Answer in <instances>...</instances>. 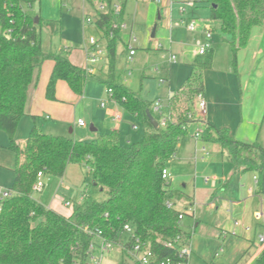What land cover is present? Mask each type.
Listing matches in <instances>:
<instances>
[{
	"label": "trees",
	"instance_id": "trees-1",
	"mask_svg": "<svg viewBox=\"0 0 264 264\" xmlns=\"http://www.w3.org/2000/svg\"><path fill=\"white\" fill-rule=\"evenodd\" d=\"M101 1L109 7L107 12L96 10L95 20L100 37L107 39L109 69L104 82L112 89L113 99L140 121L142 138L124 143L121 131L113 129L95 139H75L45 133L34 125L21 148L15 134L26 114L29 87L45 60L54 61L46 91L50 99L55 98L59 80L83 94L93 73L72 62L65 53L43 48L41 18L36 23L31 13L40 0H0V130L7 132L8 149L16 154L15 180L7 188L10 195L0 201V264H74L77 260L84 264L90 246L96 243L97 230L114 245L121 244L125 225L150 246L156 254L153 264H158L167 258L178 259L180 244L170 247L166 241H173L179 234L188 238L180 225L179 214L183 212L167 204L184 195L170 188L162 171L176 156L179 142L195 121L189 116L195 113L197 96L205 94L202 73L212 66V48L195 62L187 82L169 99L164 110L169 119L162 126L151 102L116 80V49L122 30L114 29L113 24L123 22L122 11L115 14L112 0ZM202 1L210 5V17L221 32L230 37L236 67L238 52L247 46L253 29L264 27V0ZM147 110L157 120V127ZM202 138L219 143L243 171H254L257 191L264 194V146L237 140L229 128L213 129L209 123ZM72 163L86 167V178L90 176V184L99 186L105 197L77 206L65 216L35 199L32 191L39 171L62 177ZM131 244L129 238L126 246ZM119 264H126L125 259ZM253 264H264V250Z\"/></svg>",
	"mask_w": 264,
	"mask_h": 264
},
{
	"label": "crops",
	"instance_id": "crops-1",
	"mask_svg": "<svg viewBox=\"0 0 264 264\" xmlns=\"http://www.w3.org/2000/svg\"><path fill=\"white\" fill-rule=\"evenodd\" d=\"M186 1L162 0L157 3L155 0H112L122 5V19L127 25L121 32L116 53L121 43L119 51L125 54L126 60L134 56L133 62L142 69L148 87L138 94L151 102L156 114L155 101L161 99L167 105L171 96L184 86L195 70L194 64L200 56L196 51L197 42L205 38V25L213 29L211 48L215 58L219 51L217 43L214 44L219 25L210 17V5L201 0L188 5ZM97 3L98 0H40L35 4L31 13L41 18L42 41L43 34L49 38V48L44 46V41L43 48L55 53L63 52L72 62L81 66L85 55L77 48H84L88 43L85 38L88 24H85L84 17H96ZM193 18L202 22L198 21L195 32L187 29L188 21ZM132 35L136 37L135 42L130 40ZM132 49H135V53L131 52ZM171 54L177 56L175 62L171 61ZM152 62L155 67H151L146 76V67ZM53 67L52 59L45 60L29 87L26 114L20 120L15 134V140L21 148L25 147L34 125L45 133L75 139H95L113 129H123L124 112L127 111L109 94L108 99L100 102L101 108L105 109L103 119L91 117L90 120L96 123L90 125L87 119L65 104L64 97L77 100L84 94L75 93L70 86L67 88L65 80L57 82L55 98H48L47 84ZM233 69L222 72L211 66L203 70L204 93L208 101L207 123L213 129L229 128L237 140L259 142L257 129L259 126L264 127V27L253 29L247 46L238 52L237 65H233ZM127 70L128 73L132 72L130 68ZM98 71L104 75V79L107 78L108 69L103 67ZM161 78L165 82L161 83ZM90 87L96 88V83H91ZM102 102H105L104 106ZM116 112L121 115L119 121L113 119ZM127 113L137 119L134 114ZM79 119L85 120L86 124L79 125ZM65 125L70 127V134L64 133ZM132 129H138V125L134 123ZM9 142L7 132L0 130V198L3 190L13 185L16 175V154L8 149ZM179 145L174 158L179 157L182 171L176 173L168 165L166 167L172 174L170 188L184 195L178 202L175 199L173 204L184 214L180 225L192 247L188 264H253L264 250V242L260 241V236L264 235V194L257 191L256 173L243 171L242 167L236 166L219 143L206 141L202 137L195 138L194 147L190 151L184 150L182 154ZM71 165H68L62 178L68 174ZM85 182L86 178L82 184ZM80 192L79 202L71 197L57 196V200L49 204L42 203L69 216L77 206H82V201L87 197L82 189ZM68 200L72 201L71 206L65 204ZM188 215L191 217L187 218ZM122 240L119 260L111 262L107 259L104 263L106 252L101 264H119L123 259L126 264H130L126 259L129 253L124 246L127 240ZM95 241L93 253L98 257L101 255V238L97 237ZM84 264L96 262L90 255ZM131 264H135V261Z\"/></svg>",
	"mask_w": 264,
	"mask_h": 264
},
{
	"label": "rangeland",
	"instance_id": "rangeland-1",
	"mask_svg": "<svg viewBox=\"0 0 264 264\" xmlns=\"http://www.w3.org/2000/svg\"><path fill=\"white\" fill-rule=\"evenodd\" d=\"M201 2H203L201 0ZM202 18V17H200ZM198 21L202 23L199 19ZM197 21V22H198ZM90 36H94L97 39H99V48L107 49V39L100 37V33L97 31L95 28L94 24H90L87 26L86 29V40L89 39ZM43 41H44V46L48 49V43H49V38L47 37V34H43ZM217 43L218 45V53L215 58V53H214V58L212 62L213 68L219 69L222 72H230L233 69L232 65V48L231 44L229 43L228 36L223 34L221 30H217L214 35V44ZM134 44V43H133ZM158 46V45H157ZM154 48H156L154 46ZM121 49V43L118 45V53H116V59H115V72H116V80L118 82L124 83L128 87H130L132 90H134L137 93H143V91H146L147 83L145 81L146 77L143 76L142 69L140 67H137L136 64L133 62V58H129V61L126 60L125 54H122L119 50ZM77 50L82 51L81 54L85 55L84 56V68H86V51L85 47L84 48H77ZM135 53V49H132L131 52ZM197 51V47H196ZM133 53V55H134ZM205 55H200L198 57V60L203 59ZM180 58H178L179 60ZM81 63V67L83 65ZM128 66V67H127ZM105 67V69H109L108 64L105 63L104 59L101 60L98 64L95 65V72L93 75H91L85 85L84 89V94L82 97L78 98L77 100H71L68 98H65V104L68 106L72 107V110L77 113L78 115L84 117L89 121L90 123H96L94 120H90L91 117L95 120H102L104 116V110L100 106V102L102 99H108L109 98V93H108V84L104 82V75L98 71V69H101ZM151 67H155V64L152 62V64H148L146 67V76L149 75L150 70L152 69ZM127 68L131 69V73H128ZM105 72V71H104ZM154 76V75H150ZM126 81L128 83L126 84ZM91 83H96V88H91L90 85ZM66 87L68 88V83L65 82ZM40 86V85H38ZM70 88V87H69ZM43 119V117H40ZM191 122L189 125L188 133L186 136L185 140H182L179 145V151L181 150V153L185 151H190L192 147H194L195 144V138H194V133L196 129L198 128V123L196 121ZM136 123L138 125V129L134 130L132 129V125ZM123 129L121 130L122 134V141L124 143L128 141H137L140 140L143 136L144 133V128L141 125L140 121L138 119H133L127 112H124V122L122 125ZM89 128V126L87 127ZM258 132V143H260L262 146H264V127L259 126L257 129ZM64 133L65 134H70V127H67L66 125L64 126ZM194 151V150H193ZM194 154V152H193ZM177 158V157H176ZM174 158L170 162L167 163L168 167L171 168L173 172L179 173L182 171L181 165L179 164L178 158L176 160ZM86 167L84 165L72 163L70 169H68V174L66 176L59 177L53 174H45L43 177V182H44V187L42 190L37 191L34 190L32 191V195L35 199L45 203L49 204L52 200H57V196H62V197H71L77 200L79 202V198L81 195L80 190L87 194V197L84 201H82V207L85 206L86 204L92 202L93 200L96 199H102L105 196L103 193L100 191L99 187H96L92 184V178L89 176L86 178ZM86 178V182L84 184L83 180ZM180 199L177 200V202ZM191 216L188 215L187 218H190ZM129 237V234L127 232H123L122 239L127 240ZM121 244H115L111 248V253L107 252L106 255L104 256V263L107 259H110L111 262L112 260L118 261L122 248ZM126 259L128 263H133V260L130 258V255H126Z\"/></svg>",
	"mask_w": 264,
	"mask_h": 264
},
{
	"label": "built area",
	"instance_id": "built-area-1",
	"mask_svg": "<svg viewBox=\"0 0 264 264\" xmlns=\"http://www.w3.org/2000/svg\"><path fill=\"white\" fill-rule=\"evenodd\" d=\"M157 3H161L162 0H155ZM195 2V0H187L186 4L188 5H193ZM97 11L100 12H107L109 10L108 4L104 1L99 0V2L97 3ZM111 8L113 9L115 14H120L122 11V5L120 3H111ZM95 20L96 17H93V15H86L84 17V22L85 24H95ZM198 22L196 19H190L187 23V29L191 32H195L198 29ZM127 27L125 22H121V23H114L113 24V28L114 29H118L120 28L121 30L125 29ZM0 29H1V25H0ZM204 34H205V38L203 40H199L197 42V54L198 55H205L208 51L209 48L212 47V38H213V29L211 26L205 25L204 26ZM110 36H113V32H111ZM131 42H135L136 41V37L134 35L131 36L130 38ZM99 39H97L94 36H90L88 39V43L85 46V51H86V70L90 73H94L95 71V65L98 64L101 60L104 59L105 63H107V49H103V48H99L98 43ZM161 45H159L160 47ZM131 58V57H130ZM177 56L175 54H171V61L175 62L176 61ZM161 83L165 82V80L163 78H161ZM108 93L110 95V97L113 99L112 94L113 91L111 88H108ZM155 108L157 113L160 114V124L162 126H165L167 121H168V117L166 116L164 110L166 108V105L164 104V102H162L161 99H158L155 101ZM102 106L105 105V102L101 103ZM207 111H208V101L207 98L205 97V94H199L196 98V107H195V113L194 114H190V118L193 119H197V123H198V128L196 129L195 133H194V137L196 139H200L203 135L204 132V128H205V124L207 123L206 120V115H207ZM113 119L115 121H119L121 119V115L119 113H114L113 114ZM77 123L81 126H84L85 120L83 119H79L77 121ZM263 125H264V120H263ZM136 127V126H135ZM43 172L39 171L38 175H37V180L33 186L34 190L40 191L43 189L44 186V182H43ZM171 172L169 171V169L167 167H165L162 171V177L165 181H170L171 180ZM256 181H258V177L255 176ZM10 195V191L5 189L3 190L2 194H1V198L0 201L3 200L4 198L8 197ZM85 194H83V198H84ZM65 204L67 206H71L72 205V201L68 200L65 202ZM168 206H172L173 201H168L167 202ZM0 211H1V205H0ZM184 217L183 213L179 214V219L181 221V219ZM236 224H238V222H236ZM247 229H249V227H247ZM124 232H127L129 234V238L132 239V244L130 247L126 246L127 251L130 255V257L137 262L138 264H153V262L156 260V254L155 252L150 248V246L146 245L144 242L141 241L140 237L137 236L133 230V228L129 225H125V230ZM97 236L101 238V242L99 244V249L101 251V255L98 257L94 256V247L95 244L90 246V250H89V256L92 255V257L94 258L96 264H101L102 262V256L104 253L108 252L113 246L114 244L110 241L107 240L105 238L102 237V231L101 230H97ZM127 239V241H128ZM260 241L264 242V235L260 236ZM176 243L180 244V248H179V253H178V259L174 260L172 258H167L164 260H161L158 264H188L189 258L192 254V247L189 243V239L185 238L183 235L179 234L173 241H166L165 244L167 246L173 247ZM74 264H81L80 261H76ZM213 264V263H211Z\"/></svg>",
	"mask_w": 264,
	"mask_h": 264
},
{
	"label": "water",
	"instance_id": "water-1",
	"mask_svg": "<svg viewBox=\"0 0 264 264\" xmlns=\"http://www.w3.org/2000/svg\"><path fill=\"white\" fill-rule=\"evenodd\" d=\"M38 21H39V17L36 16V17H35V22L37 23ZM155 29H156V28H154L153 35L155 34ZM147 114H148L150 120L152 121V123L154 124V126L157 127V126H158V122H157V120L153 117V115L151 114L150 110H147Z\"/></svg>",
	"mask_w": 264,
	"mask_h": 264
}]
</instances>
